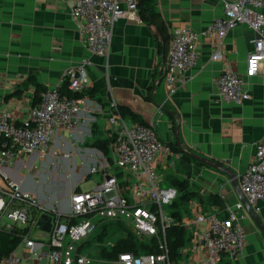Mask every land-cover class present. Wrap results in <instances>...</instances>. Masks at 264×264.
Masks as SVG:
<instances>
[{"label": "crops", "instance_id": "1", "mask_svg": "<svg viewBox=\"0 0 264 264\" xmlns=\"http://www.w3.org/2000/svg\"><path fill=\"white\" fill-rule=\"evenodd\" d=\"M73 4L74 0H0V111L8 110L18 120L25 118L34 104L36 89L28 80L30 75L47 88L82 58L91 60L89 88L81 94L84 103L74 128H60L44 158L37 152L17 158L6 169L9 177L31 192L42 210L62 214L70 210L71 196L74 190H83L85 180L90 178L93 188L105 174L123 178L124 171L113 162V127L108 120L109 101L114 98L119 106L154 124L164 142L178 146L175 112L180 118L181 146L230 169L229 175L214 166L194 163L187 175L175 162L180 155L177 151L174 161L160 158L158 171L163 180L176 174L186 178L198 194L189 201V211L183 212L180 222L188 225L193 204L227 215L242 201L236 178L253 160L256 144L264 135V79L245 75L253 30L245 24L231 29L220 44L224 59L214 60L217 40L205 31L223 14L221 0H156V9L167 22L168 40L152 21L137 23L121 18L114 24L110 52L103 56L91 54L83 45L78 20L72 15ZM180 26L200 33L198 57L187 82L167 97V49L172 30ZM227 64L243 77L250 91L251 97L241 104L215 100L217 78ZM124 118L135 122L129 115ZM92 166L99 170L91 173ZM211 193L221 196L225 211L199 201V196ZM236 211L246 235L244 249L234 257L222 253L216 263L264 264L263 232L244 203ZM257 215L264 226V202ZM185 228L189 237V226ZM18 252L22 264H57L25 248L19 247Z\"/></svg>", "mask_w": 264, "mask_h": 264}, {"label": "built area", "instance_id": "2", "mask_svg": "<svg viewBox=\"0 0 264 264\" xmlns=\"http://www.w3.org/2000/svg\"><path fill=\"white\" fill-rule=\"evenodd\" d=\"M221 2L223 14L213 19L205 31L217 40L212 59H224L220 44L231 29L245 24L254 32L245 75H261L264 79V0ZM72 15L78 20L83 45L91 54L103 56L110 52L115 22L124 18L144 23L139 0H74ZM199 39L200 33L189 26L172 30L164 75L167 97L187 82L197 61ZM90 64V58L84 57L67 68L57 83L40 91L25 118L18 120L12 112L0 111V264H22L19 247L57 264H216L222 253L231 257L241 254L246 235L237 222L236 210L243 207L239 201L225 217L193 204L188 225L181 223L189 226L188 243L180 248L177 258L172 257L166 229L175 219L164 205H171L178 189L169 184L162 186L158 165L160 158L174 161L178 154L158 136L154 124L128 123L114 98L109 101L108 120L113 127V162L124 171L123 178L108 173L95 187L74 190L70 210L65 214L49 212V231L37 227L45 210L31 192L9 177L6 169L25 154L37 152L44 158L56 132L74 128L84 103L81 94L89 88ZM63 87L72 94L64 93ZM250 97L243 77L227 64L217 78L215 100L241 104ZM98 170L97 166L90 169L91 173ZM238 181L248 203L258 213L264 202V135ZM104 222H113L138 240L158 237L159 250L139 254L124 251L114 258L87 254V248L80 246ZM5 233L18 240L8 252L1 249Z\"/></svg>", "mask_w": 264, "mask_h": 264}, {"label": "trees", "instance_id": "3", "mask_svg": "<svg viewBox=\"0 0 264 264\" xmlns=\"http://www.w3.org/2000/svg\"><path fill=\"white\" fill-rule=\"evenodd\" d=\"M139 12L141 13V16L143 17L144 21H152L157 25L164 40L167 41L169 38L167 22L165 21L161 13L156 9V0H139ZM28 80H30L32 83L36 85L35 97H34V102H35L39 98L40 91L44 90L46 87L43 84H41L39 81H37L35 79V76L33 75H30ZM62 91L68 95L72 94L70 91L67 90L66 87H63ZM120 110L124 117L125 115H129L135 122L147 123L139 114L133 112L132 110L126 109L123 106H120ZM170 145L175 151H177L180 154L175 159V162H177V165H179L178 169L187 173V175L191 174L194 163L202 164L201 162L192 158L188 153L181 151L178 148L177 144L171 143ZM169 175L171 176L169 177L167 175L168 177L166 179L169 185H173L178 189V196L171 203V206L174 208V210H172L171 213L175 219V222H173L171 225L167 227L166 234H167V241L171 251V255L173 258H177L180 255V248L184 246L188 241L186 228L183 225H181L180 220L182 218L183 212L189 211V207H188L189 201L198 194L196 191H193L189 187V182L186 178L179 177L176 174H169ZM199 201H201L203 204L205 202H210L211 204H215L219 207L221 211H225L226 209V206L222 201L221 196L216 193H211L207 197L199 196ZM225 216L227 215H224V217ZM106 223H113V222L102 223L100 227L101 232L93 235V238L95 237V239L98 241L99 240L101 241L104 238V236L106 235V227L103 225H105ZM128 235H129L128 237L118 240L116 244H114V247L110 250L107 249L106 247H103L101 251L102 255L99 258H114L118 255L119 252H124V251H132L135 254H139L143 252L148 253L159 250L158 237H153L150 240H138L134 238V235L131 232H129ZM89 241L90 240L83 242L80 248L82 247L85 248L84 244L88 243ZM17 242L18 240L16 238L10 237V235L7 233L3 234L1 240L2 251L8 252L12 250L13 248H15ZM220 264H231V262L229 260L226 261L221 260Z\"/></svg>", "mask_w": 264, "mask_h": 264}, {"label": "rangeland", "instance_id": "4", "mask_svg": "<svg viewBox=\"0 0 264 264\" xmlns=\"http://www.w3.org/2000/svg\"><path fill=\"white\" fill-rule=\"evenodd\" d=\"M168 176L170 177L171 175H168ZM0 178H1V176H0ZM91 178H94V176L92 175ZM0 182H1V180H0ZM168 184H169L168 181H166L165 179L162 181V186H166ZM91 186H92V181L90 180V178L81 183V187L83 190H89V188ZM164 208L167 211L172 210L171 205L165 204ZM103 226L106 227V235L104 236V238L101 241L96 240L95 237L93 238V236H92L89 239L90 241L88 243L84 244L85 248H87L86 249L87 254L95 256V257H101V255H102L101 251H102L103 247H106L107 249L110 250L114 247V244H116V242L118 240H120L122 238H126L129 236L128 232L124 228H121L120 226H118L114 223H106ZM100 232H101V229L99 231H97V234ZM216 264H218V263H216Z\"/></svg>", "mask_w": 264, "mask_h": 264}, {"label": "water", "instance_id": "5", "mask_svg": "<svg viewBox=\"0 0 264 264\" xmlns=\"http://www.w3.org/2000/svg\"><path fill=\"white\" fill-rule=\"evenodd\" d=\"M174 114L178 117L177 125L175 128V136H176L180 150L188 153L192 158L201 162L202 164L214 166L216 168H219L221 171L225 172L226 174L230 175V169L227 166H225L224 164H221L220 162H217L211 158H207V157L198 155V154L192 152L191 150L184 149L181 146V142L179 139L180 118L175 112H174ZM236 181H237L238 186L240 188L239 181L237 178H236ZM240 191L242 194V202L244 203V205L248 209L249 213L251 214L252 218L255 220V222L258 224V226L260 227L261 231L264 234V226L261 224L257 213L253 210L251 205L248 203V200L245 197L244 193L242 192L241 188H240ZM51 220H52V217H51L50 213L48 211H44L39 218V221L37 223V227L41 230L49 231L51 229Z\"/></svg>", "mask_w": 264, "mask_h": 264}]
</instances>
